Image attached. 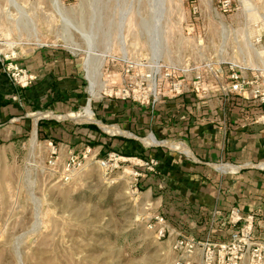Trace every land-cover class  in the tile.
<instances>
[{
  "label": "rangeland",
  "instance_id": "rangeland-1",
  "mask_svg": "<svg viewBox=\"0 0 264 264\" xmlns=\"http://www.w3.org/2000/svg\"><path fill=\"white\" fill-rule=\"evenodd\" d=\"M225 1L0 0L3 69L8 76V71L12 75L24 69L35 77L27 86L14 83L28 105L17 120L21 132L8 140L0 137V264H175L178 254L169 235L158 238L149 227L158 212L144 203L142 191L138 197L131 193L129 171L144 173L139 159L145 161V156L121 146L100 147L95 136H108L116 127L103 131L84 119L89 129L83 136L61 115L81 113L90 105L96 120L114 124L100 116L110 110V100L148 103L113 94L128 79L140 81L149 72L153 79L140 91L151 96L149 105L155 111L171 97L209 92L212 86L226 97L264 92V0H230V8ZM29 50L49 52L57 70L77 66L80 86L70 93L55 85L53 92L59 99H74L73 105L27 104V90L37 80L22 61ZM204 64L210 65L200 69L204 75L208 72L207 90L197 92L191 82L200 72L195 68ZM230 66L247 82L241 92L232 90L236 82ZM178 68L190 71L182 75L184 86L177 94L171 89L179 74L172 80L163 75ZM90 74L95 76L94 93ZM254 100L264 107L260 98ZM33 111H53L56 116L39 121L25 117ZM138 131L132 135L146 138L152 133ZM69 133L100 158L111 152L122 156L119 167L108 174L88 159L71 181H64L48 160L50 143L61 148L64 160Z\"/></svg>",
  "mask_w": 264,
  "mask_h": 264
},
{
  "label": "crops",
  "instance_id": "crops-1",
  "mask_svg": "<svg viewBox=\"0 0 264 264\" xmlns=\"http://www.w3.org/2000/svg\"><path fill=\"white\" fill-rule=\"evenodd\" d=\"M48 53L29 50L22 60L37 76L27 90L31 98L27 104L40 102L42 108H55L63 103L73 105L70 100L74 99H59L53 92L57 90L55 85L70 93L80 86L77 66L57 70ZM67 63L71 62L67 60ZM225 72L229 73L228 68ZM210 91L171 97L161 102L156 111L149 104L110 100V110L104 116L100 114L106 122L131 134L138 130L152 132L148 136L157 139L153 134L156 133L162 138L157 144L147 142L148 136L143 139L144 144L129 135H122L126 140L113 137L110 132L108 136L102 137L100 133L95 137L101 142L100 147L121 146L136 155L157 160L155 172L143 168L142 197L148 208L171 220L173 230L197 240L228 241L239 225L232 223V212L239 210L244 218L253 217L255 238L264 243V167L261 165L264 163V107L254 100L260 98L254 94L226 97L213 86ZM22 99V89L5 73L0 60L1 140L12 139L21 132L17 120L24 117L22 114L28 108ZM86 126L73 123L71 127L86 136ZM67 138L65 149L72 147L81 152L88 145L70 133ZM174 144L182 146L173 147ZM180 147L189 149L192 156H187ZM229 164L242 169L235 172ZM175 237L169 235L173 242ZM199 256V253L195 255Z\"/></svg>",
  "mask_w": 264,
  "mask_h": 264
},
{
  "label": "built area",
  "instance_id": "built-area-1",
  "mask_svg": "<svg viewBox=\"0 0 264 264\" xmlns=\"http://www.w3.org/2000/svg\"><path fill=\"white\" fill-rule=\"evenodd\" d=\"M223 5L226 8H230V0L225 1ZM8 68L10 69L11 67L9 66ZM195 69L208 70L210 69V65L204 64ZM230 69L233 70L231 77L236 82L233 84L232 90L239 92L243 91L247 85L246 80L242 79L234 66H230ZM177 70V72L167 71L164 73L163 77L172 80L173 78L171 77L174 73H177V76L179 74V78L173 80L171 89V91H175L178 94L182 92L184 86L182 75L190 70L183 68H178ZM129 71L130 68L127 69V72ZM8 74L14 83H18L22 86L29 85V83L35 78L31 73H28L27 70L24 69H20L12 75L8 71ZM142 75L140 81L128 79L113 95L122 100L132 99L134 101H142L149 104L151 102V96L146 94V90L145 94L140 90L146 88L145 84H148L150 78H152V74L149 72ZM205 75L200 70L191 82L193 89L197 92H201L202 90L204 92L207 90V87H205ZM174 76L175 75H173V77ZM254 95L256 97L260 96L261 100L264 101V92L257 89ZM155 101V98H153V102ZM59 149L61 148L50 143L51 157L48 160V165L54 172L59 173L61 178L66 182L73 179V176L84 167L88 159L93 160L99 166L105 168L108 174H111L119 167V163L121 162V160L119 162V159L123 158L115 152L109 153L108 157L105 159L100 158L93 153L92 147L87 145L81 152H77L72 147H66L65 150L67 155L64 160H61V162ZM145 159V161L139 159L142 163L141 165H143L147 171L155 172L157 160L155 158ZM129 172L132 178L131 193L138 197L142 191V177L144 176V173L137 169H130ZM231 221L233 224L239 225L237 229L232 232L230 239L221 243L212 242L209 239L197 240L194 237L183 235L179 230H173L171 222L168 220L167 216L162 213L151 216L149 227L156 232L158 238H164L170 234L176 236L172 244L173 250L178 254V259L175 264H245V262L246 264H264V243L255 238L253 217L248 216L244 218L239 210H234L232 212ZM197 253L200 255L199 259H196L195 257Z\"/></svg>",
  "mask_w": 264,
  "mask_h": 264
},
{
  "label": "water",
  "instance_id": "water-1",
  "mask_svg": "<svg viewBox=\"0 0 264 264\" xmlns=\"http://www.w3.org/2000/svg\"><path fill=\"white\" fill-rule=\"evenodd\" d=\"M45 113H50L51 115H54L53 114L54 113L53 111H50V112L33 111L32 113H30L27 116L28 117H32L35 120L39 121L40 119L47 118V116L45 115ZM54 116H56V115H54ZM61 116L65 117V118H67L69 120H71L72 122H74L76 124H82V123H84V119L83 120H80V119H77L75 117L69 116V114H67V115H61ZM86 122L97 124L100 128H103V129H105L104 128L105 126L117 127V129L119 131H121V132H119V133L111 132L112 134H115V135H126V136L129 135V137L135 138V139L140 140V141H143V139H144V137L133 136L131 133L127 132L126 130H124L122 128H120L119 126H116V125H113V124H106L104 122H101L99 120H96V118H95V120H87ZM105 130H107V129H105ZM163 144L169 145L170 143L163 142ZM148 145H152V144H148ZM174 145H178V144H174ZM178 146H182V145H178ZM178 149L183 150L182 147H180ZM183 151L185 152V154L187 156H192V152L189 149H188V151H186V150H183ZM261 165L264 167V163H262ZM228 167L231 168L235 172L240 171L242 169L241 166L233 165V164H229Z\"/></svg>",
  "mask_w": 264,
  "mask_h": 264
},
{
  "label": "bare ground",
  "instance_id": "bare-ground-1",
  "mask_svg": "<svg viewBox=\"0 0 264 264\" xmlns=\"http://www.w3.org/2000/svg\"><path fill=\"white\" fill-rule=\"evenodd\" d=\"M55 3H58V0H55ZM89 48H91V47H89ZM0 51H1V49H0ZM88 63H90V60L89 59H88ZM89 78H90L91 85H92L91 91L94 93V91H95L94 90L95 89V86L94 85L96 84L94 74H90L89 75ZM69 116L75 117L77 119L83 118V119H87V120H95L94 113L92 112V110L90 108V105H88L83 112L78 113V114H76V113H69ZM59 117H61V116H59ZM104 128L107 129V130H111V126H105ZM111 132L118 133V132H121V131H119L117 129V131L111 130ZM146 141L149 142V143H153V144L159 143L158 139H155L153 136H148V138H147ZM170 143H172V142H170ZM172 146L175 147V145H172ZM176 146L178 147V145H176Z\"/></svg>",
  "mask_w": 264,
  "mask_h": 264
}]
</instances>
